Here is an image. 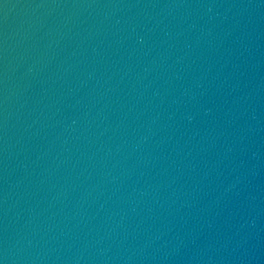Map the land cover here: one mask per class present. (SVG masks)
<instances>
[{
  "label": "water",
  "instance_id": "1",
  "mask_svg": "<svg viewBox=\"0 0 264 264\" xmlns=\"http://www.w3.org/2000/svg\"><path fill=\"white\" fill-rule=\"evenodd\" d=\"M3 264H264V0H0Z\"/></svg>",
  "mask_w": 264,
  "mask_h": 264
},
{
  "label": "snow or ice",
  "instance_id": "2",
  "mask_svg": "<svg viewBox=\"0 0 264 264\" xmlns=\"http://www.w3.org/2000/svg\"><path fill=\"white\" fill-rule=\"evenodd\" d=\"M0 264H3V262H2V261H0Z\"/></svg>",
  "mask_w": 264,
  "mask_h": 264
}]
</instances>
